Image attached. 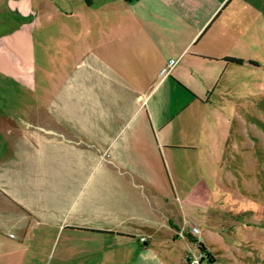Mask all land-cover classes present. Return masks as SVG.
<instances>
[{
	"label": "crops",
	"instance_id": "obj_1",
	"mask_svg": "<svg viewBox=\"0 0 264 264\" xmlns=\"http://www.w3.org/2000/svg\"><path fill=\"white\" fill-rule=\"evenodd\" d=\"M229 1L117 0L81 25L60 78L46 66L5 74L21 94L0 97V264H63L89 233L176 227L151 172L196 148L191 107L242 64L226 58L244 34L221 14Z\"/></svg>",
	"mask_w": 264,
	"mask_h": 264
},
{
	"label": "rangeland",
	"instance_id": "obj_2",
	"mask_svg": "<svg viewBox=\"0 0 264 264\" xmlns=\"http://www.w3.org/2000/svg\"><path fill=\"white\" fill-rule=\"evenodd\" d=\"M112 5L119 6L117 0H0V97L21 94L5 76L17 75L15 66H46L47 74L50 67L54 73L74 66L81 25L111 13ZM221 14L232 15L244 31L232 46L242 64L204 96L206 103L191 107L200 133L196 148L179 149L184 156L173 155L170 170L161 156L151 172L162 195L159 206L176 227H161L151 239L89 233L88 241L66 248L63 264H190L202 252L187 232L217 264H264V0H230ZM55 73L60 78L65 72ZM5 141L0 125V149ZM61 248L60 238L54 259Z\"/></svg>",
	"mask_w": 264,
	"mask_h": 264
},
{
	"label": "trees",
	"instance_id": "obj_3",
	"mask_svg": "<svg viewBox=\"0 0 264 264\" xmlns=\"http://www.w3.org/2000/svg\"><path fill=\"white\" fill-rule=\"evenodd\" d=\"M226 58L228 60H233V61H237V62H241L242 59L240 57H235V56H226ZM185 236L193 242L197 243V247L201 250V252L204 254L202 256V258H205L206 262L208 264H217L214 262V258L212 256H210L209 251L205 248V246L197 240V238L195 236H193L192 234H190L189 232L185 233Z\"/></svg>",
	"mask_w": 264,
	"mask_h": 264
},
{
	"label": "built area",
	"instance_id": "obj_4",
	"mask_svg": "<svg viewBox=\"0 0 264 264\" xmlns=\"http://www.w3.org/2000/svg\"><path fill=\"white\" fill-rule=\"evenodd\" d=\"M192 230L194 231V232H197L198 231V228H197V226H192ZM202 256H203V253L200 255V256H197L196 254H194L191 258H190V260H189V262H190V264H201V261H202ZM207 263V262H206ZM208 264V263H207Z\"/></svg>",
	"mask_w": 264,
	"mask_h": 264
}]
</instances>
